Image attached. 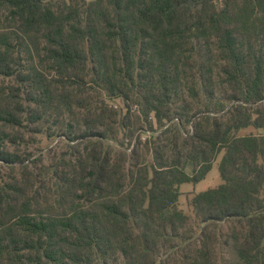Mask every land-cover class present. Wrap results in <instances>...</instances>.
I'll return each instance as SVG.
<instances>
[{"label": "trees", "instance_id": "1", "mask_svg": "<svg viewBox=\"0 0 264 264\" xmlns=\"http://www.w3.org/2000/svg\"><path fill=\"white\" fill-rule=\"evenodd\" d=\"M0 264H264V0H0Z\"/></svg>", "mask_w": 264, "mask_h": 264}, {"label": "rangeland", "instance_id": "2", "mask_svg": "<svg viewBox=\"0 0 264 264\" xmlns=\"http://www.w3.org/2000/svg\"><path fill=\"white\" fill-rule=\"evenodd\" d=\"M86 1L89 2L91 0H86ZM220 182L221 180H220L219 173H218L217 163H214L211 171L209 172V174L206 176V178L203 181L197 184H183L182 186H180V190L183 193H186L188 191H194L198 193L201 191H205L209 188H213L217 186ZM180 203H181L180 205L184 207L183 198L180 200Z\"/></svg>", "mask_w": 264, "mask_h": 264}]
</instances>
